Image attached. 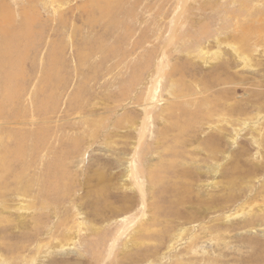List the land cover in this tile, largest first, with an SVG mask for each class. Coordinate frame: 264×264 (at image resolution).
<instances>
[{
	"label": "rangeland",
	"instance_id": "1",
	"mask_svg": "<svg viewBox=\"0 0 264 264\" xmlns=\"http://www.w3.org/2000/svg\"><path fill=\"white\" fill-rule=\"evenodd\" d=\"M0 264H264V0H0Z\"/></svg>",
	"mask_w": 264,
	"mask_h": 264
},
{
	"label": "bare ground",
	"instance_id": "2",
	"mask_svg": "<svg viewBox=\"0 0 264 264\" xmlns=\"http://www.w3.org/2000/svg\"><path fill=\"white\" fill-rule=\"evenodd\" d=\"M99 1H101V0H99ZM7 16V15H6ZM6 19H8V18H6ZM4 21V20H3ZM7 21V20H6ZM27 22V20L25 19V23ZM4 23H5V21H4ZM31 23V22H30ZM24 26H23V24H22V28H23ZM25 30H23V33L26 35V34H29L30 33V31H31V29H30V27H27V26H25V28H24ZM24 34H23V36H24ZM235 48L237 49V47L235 46ZM200 49V48H199ZM201 52H203V51H201ZM200 52V53H201ZM198 54H199V52H198ZM242 54V53H241ZM200 55V54H199ZM245 57V56H244ZM242 58V57H241Z\"/></svg>",
	"mask_w": 264,
	"mask_h": 264
}]
</instances>
